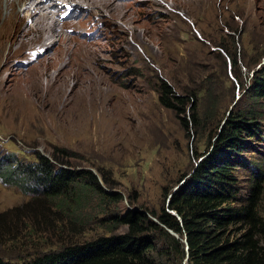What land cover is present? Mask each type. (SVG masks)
<instances>
[{
  "label": "rangeland",
  "instance_id": "rangeland-1",
  "mask_svg": "<svg viewBox=\"0 0 264 264\" xmlns=\"http://www.w3.org/2000/svg\"><path fill=\"white\" fill-rule=\"evenodd\" d=\"M155 2L159 7L147 20L161 28L151 35L152 43L136 40L120 21L99 15L87 18L85 3L75 2L81 8L75 17H71L77 14L74 8L61 9L60 22L81 27L79 36L75 32L70 36L84 44L74 45L54 87L47 89V80L42 81L41 93L29 91L27 85L29 72L38 67L36 61L17 60L13 71L2 69L0 88L7 82L11 90L5 86L8 91H0V214L33 197L17 182L5 183L3 172L12 164H32L38 156L59 168L92 171L103 186L109 183L110 192L123 196L122 212L140 210L142 205L159 210L164 190L176 189L184 175H191L200 161L197 154L212 151L215 132L231 112H252L262 127L261 137L245 142L235 159L240 197L250 195L258 176L264 179V99H255L249 91L253 76L264 74V0H213L208 10L189 4L187 12L165 0ZM136 3L132 5L139 8L144 2ZM221 45L235 54L244 89L233 77ZM21 80V89L13 91ZM162 81L178 93L200 96L198 133L191 124L185 127L188 112L178 114L161 103ZM7 99L20 105H2ZM97 205L93 202L89 212L99 219L104 213ZM39 223L13 227L11 232L18 231V237L5 233L0 258L30 260L58 248L64 237L89 240L109 233L99 220L85 226L80 235L70 233L68 225L58 235L48 224Z\"/></svg>",
  "mask_w": 264,
  "mask_h": 264
},
{
  "label": "trees",
  "instance_id": "trees-1",
  "mask_svg": "<svg viewBox=\"0 0 264 264\" xmlns=\"http://www.w3.org/2000/svg\"><path fill=\"white\" fill-rule=\"evenodd\" d=\"M220 47L230 58L233 77L244 89L235 54ZM252 80L250 93L255 99H264V74ZM199 98L196 92L178 93L162 81L161 103L178 114L188 112L190 121L184 119L185 127L191 124L196 133L202 127ZM257 120L252 112H231L215 132L212 151L207 156L196 155L199 163L189 177L184 175L178 182L176 191L164 190L159 210L142 205L139 211H120L123 196L111 193L109 183L105 181L106 188L89 170L59 168L44 156L32 164H12L3 172V181L17 182L33 197L0 214V240L5 233H17L12 228L27 221L35 227L44 222L58 235L68 225L70 233L80 235L85 226L99 220L109 233L89 240L64 237L67 242L62 238L58 248L30 260L0 258V264H169L164 259L183 264L187 254V264H264V179L258 176L250 195L242 199L234 174L235 159L245 142L261 137ZM95 201L104 213L99 219L89 212ZM121 228L126 230L117 232Z\"/></svg>",
  "mask_w": 264,
  "mask_h": 264
},
{
  "label": "bare ground",
  "instance_id": "bare-ground-1",
  "mask_svg": "<svg viewBox=\"0 0 264 264\" xmlns=\"http://www.w3.org/2000/svg\"><path fill=\"white\" fill-rule=\"evenodd\" d=\"M76 1L87 4L86 12L90 14L87 18L99 15V17L106 16L111 22L120 21L128 26L138 41L155 42L151 35L158 33L161 28L156 25L159 23L154 25L147 20L154 7H159L155 0H142L144 3L139 4V8L132 5L137 4L138 0L134 3L119 2V0H0V81L5 69L13 71V67L18 66L16 61L23 59L34 63L36 61L34 67L38 66L28 74L29 91L43 92L42 81L45 79L48 83L47 89L54 87L60 81L62 68L68 63V55L74 45L84 44L75 37L79 36L76 32L82 30L81 27L73 24L65 25L59 20V17L63 18L61 12L63 8L67 11L74 8L77 14L72 13L71 17L80 14L81 8H78V3L75 4ZM165 1L170 2L172 7L186 12L189 4L199 10H208L213 5V0ZM72 32L73 34L75 32L73 37L70 36ZM125 40L124 36L123 41ZM8 42L11 44L9 48H7ZM51 50L54 52L51 53ZM22 83V80L16 82L12 90L18 92ZM6 84L7 82L0 88L2 93L11 90ZM2 105L17 107L20 101L7 99L2 101Z\"/></svg>",
  "mask_w": 264,
  "mask_h": 264
},
{
  "label": "water",
  "instance_id": "water-1",
  "mask_svg": "<svg viewBox=\"0 0 264 264\" xmlns=\"http://www.w3.org/2000/svg\"><path fill=\"white\" fill-rule=\"evenodd\" d=\"M177 189H178V187H177L176 189H174V191H176ZM111 193H112V192H111ZM133 210H135V211H139L138 209H133ZM173 214H174V213H173ZM174 215H175V214H174ZM177 238H179V237L177 236ZM185 242H186V241H185ZM187 251H188V248H187ZM188 258H189V255L187 254V258H186L184 264H187Z\"/></svg>",
  "mask_w": 264,
  "mask_h": 264
}]
</instances>
